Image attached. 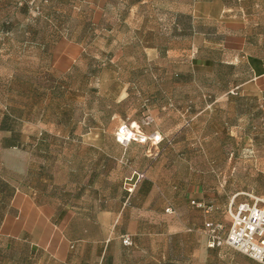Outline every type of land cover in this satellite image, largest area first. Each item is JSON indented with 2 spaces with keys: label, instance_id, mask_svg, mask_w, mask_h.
<instances>
[{
  "label": "rangeland",
  "instance_id": "1",
  "mask_svg": "<svg viewBox=\"0 0 264 264\" xmlns=\"http://www.w3.org/2000/svg\"><path fill=\"white\" fill-rule=\"evenodd\" d=\"M198 1L106 0L100 11L104 0H0V120L5 113L15 117L27 170L23 176L21 154L10 152L4 168L10 183L49 191V176L57 172L64 179L65 153L79 148L77 141L115 136L121 126L134 125L143 136L172 139L171 158L186 147L191 165L214 169L199 178L212 187L217 182L220 200L250 198L242 188L256 181L226 176V157L252 156L264 147L232 140L226 127L214 137L212 93L227 83L218 80L216 66L215 72L193 73L196 52L189 32H181L216 25L213 18H198ZM226 1L204 4L202 11L217 13ZM255 2L264 18V0ZM61 40L85 47L67 73L52 66ZM202 50L196 54L210 56ZM42 133L46 151L32 138ZM88 147L82 151L90 153ZM202 264L260 263L223 248L203 256Z\"/></svg>",
  "mask_w": 264,
  "mask_h": 264
},
{
  "label": "crops",
  "instance_id": "2",
  "mask_svg": "<svg viewBox=\"0 0 264 264\" xmlns=\"http://www.w3.org/2000/svg\"><path fill=\"white\" fill-rule=\"evenodd\" d=\"M105 2L98 10H104ZM207 3L216 0H199L198 18H213L216 25L210 29L192 26L189 31L181 27V32H189L196 53L205 48L210 52L208 57H203V50L194 53L193 73L205 68L215 72L216 66L218 80L227 83L212 93L217 97L210 107L215 112L210 115L213 136L220 138V128L226 127L231 129L232 140L240 137L248 142L246 147L256 143L263 149L264 18L258 14L259 4L231 0L221 3L214 13L202 11ZM84 49L78 42L61 40L52 66L67 73ZM9 136L1 119L0 264H202V257L214 250L237 251L226 245L210 248L206 222L229 226L230 207L253 202L255 197L264 199V151L236 158L233 153L227 155L226 176H247L256 182L242 188L250 198L234 194L220 200L217 182L212 187L199 178L215 170L191 165L186 147L171 158L174 141L162 136L159 143L132 141L128 145L115 136L84 137L77 141L79 148L65 153L64 179L57 172L49 176V191L13 185L4 171L10 152L21 154L23 176L26 157L23 147L4 145ZM18 142L24 146L22 135ZM85 145L92 153L82 151ZM135 172H144L146 178L129 193L124 179ZM126 236L132 244L123 242Z\"/></svg>",
  "mask_w": 264,
  "mask_h": 264
},
{
  "label": "built area",
  "instance_id": "3",
  "mask_svg": "<svg viewBox=\"0 0 264 264\" xmlns=\"http://www.w3.org/2000/svg\"><path fill=\"white\" fill-rule=\"evenodd\" d=\"M117 141L128 145L132 141L146 143L148 140L159 143L162 138L143 136L134 129V125L121 126L115 134ZM146 178L144 172H135L125 179L124 186L132 193L136 185ZM195 203V202H193ZM204 207L202 203L197 204ZM232 217L231 225L221 221H208L205 224V233L208 237V246L217 248L229 246L245 254L252 260L264 264V199L255 197L253 202H242L236 207L229 208ZM127 245L132 244L129 236L123 238Z\"/></svg>",
  "mask_w": 264,
  "mask_h": 264
},
{
  "label": "trees",
  "instance_id": "4",
  "mask_svg": "<svg viewBox=\"0 0 264 264\" xmlns=\"http://www.w3.org/2000/svg\"><path fill=\"white\" fill-rule=\"evenodd\" d=\"M15 122L16 120L13 115H11L10 113L4 114L2 118V126L5 130H8L10 132V136L7 139L6 138L4 139V145L7 147L19 146L24 148V146L18 142L19 137L21 136V131L17 129ZM46 137L47 134L45 133H42L40 137L32 136L33 140L37 141L36 146L38 149L44 150L43 148H45V151L48 149L49 143L47 142ZM0 187H1V183H0Z\"/></svg>",
  "mask_w": 264,
  "mask_h": 264
}]
</instances>
